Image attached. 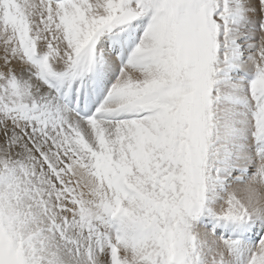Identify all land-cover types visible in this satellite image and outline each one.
<instances>
[{"label":"snow or ice","instance_id":"snow-or-ice-1","mask_svg":"<svg viewBox=\"0 0 264 264\" xmlns=\"http://www.w3.org/2000/svg\"><path fill=\"white\" fill-rule=\"evenodd\" d=\"M0 264H264V0H0Z\"/></svg>","mask_w":264,"mask_h":264}]
</instances>
